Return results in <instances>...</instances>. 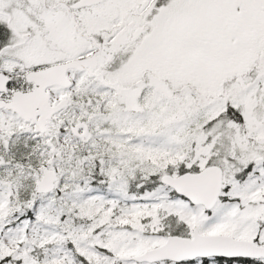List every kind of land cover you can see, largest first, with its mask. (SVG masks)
Listing matches in <instances>:
<instances>
[{
    "label": "snow or ice",
    "instance_id": "1",
    "mask_svg": "<svg viewBox=\"0 0 264 264\" xmlns=\"http://www.w3.org/2000/svg\"><path fill=\"white\" fill-rule=\"evenodd\" d=\"M0 264H264V0H0Z\"/></svg>",
    "mask_w": 264,
    "mask_h": 264
}]
</instances>
